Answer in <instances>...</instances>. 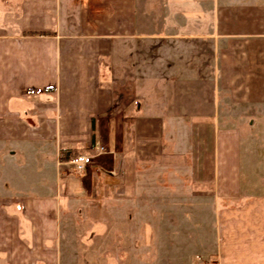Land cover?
Masks as SVG:
<instances>
[{
  "label": "crops",
  "instance_id": "0c3cea01",
  "mask_svg": "<svg viewBox=\"0 0 264 264\" xmlns=\"http://www.w3.org/2000/svg\"><path fill=\"white\" fill-rule=\"evenodd\" d=\"M176 248L264 264V0H0V264Z\"/></svg>",
  "mask_w": 264,
  "mask_h": 264
},
{
  "label": "rangeland",
  "instance_id": "374dc122",
  "mask_svg": "<svg viewBox=\"0 0 264 264\" xmlns=\"http://www.w3.org/2000/svg\"><path fill=\"white\" fill-rule=\"evenodd\" d=\"M132 210L134 211L135 209L132 208ZM177 229H178V227H177ZM161 241H162L161 243L167 245V242H165V241H167V238L162 237L161 238ZM116 244H118V242ZM144 244L147 245L148 243L145 242ZM175 244L181 245V246L183 245V247H185L184 238H176V240L174 242H172V246H174ZM176 251H177L176 253H174V252H172V253H165V252H163V253H160V254H155L154 255V258L155 259L156 258H158V259L160 258L161 260L167 261V257H169L170 258V261L169 262H172V261L175 260L176 261V264H184V259H185L184 253L178 252V249L177 248H176ZM117 256H119V254H117L116 257ZM143 256H145V261L143 263H141V264H153L150 261L151 260V257H152V254H150V253L149 254L143 253ZM147 260H149V261H147ZM133 264H135V262H133ZM159 264H161V263H159Z\"/></svg>",
  "mask_w": 264,
  "mask_h": 264
},
{
  "label": "built area",
  "instance_id": "2783aa9c",
  "mask_svg": "<svg viewBox=\"0 0 264 264\" xmlns=\"http://www.w3.org/2000/svg\"><path fill=\"white\" fill-rule=\"evenodd\" d=\"M91 156L89 155H75L66 160V163L75 173H81L89 165Z\"/></svg>",
  "mask_w": 264,
  "mask_h": 264
},
{
  "label": "trees",
  "instance_id": "16d2710c",
  "mask_svg": "<svg viewBox=\"0 0 264 264\" xmlns=\"http://www.w3.org/2000/svg\"><path fill=\"white\" fill-rule=\"evenodd\" d=\"M67 157V156H66ZM66 157H65V159H66Z\"/></svg>",
  "mask_w": 264,
  "mask_h": 264
}]
</instances>
